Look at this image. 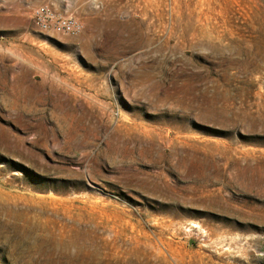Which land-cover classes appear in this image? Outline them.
Masks as SVG:
<instances>
[{"label":"rangeland","instance_id":"obj_1","mask_svg":"<svg viewBox=\"0 0 264 264\" xmlns=\"http://www.w3.org/2000/svg\"><path fill=\"white\" fill-rule=\"evenodd\" d=\"M0 264H264V0H0Z\"/></svg>","mask_w":264,"mask_h":264},{"label":"built area","instance_id":"obj_2","mask_svg":"<svg viewBox=\"0 0 264 264\" xmlns=\"http://www.w3.org/2000/svg\"><path fill=\"white\" fill-rule=\"evenodd\" d=\"M33 24L42 31H52L62 35H76L82 24L70 15L58 13L51 4L42 3L32 9Z\"/></svg>","mask_w":264,"mask_h":264}]
</instances>
